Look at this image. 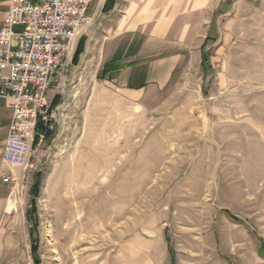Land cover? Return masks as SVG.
<instances>
[{
	"label": "rangeland",
	"instance_id": "rangeland-1",
	"mask_svg": "<svg viewBox=\"0 0 264 264\" xmlns=\"http://www.w3.org/2000/svg\"><path fill=\"white\" fill-rule=\"evenodd\" d=\"M226 3L205 54L138 96L88 39L99 8L51 86L52 136L38 133L13 189L21 213L37 198L35 237L0 264H264V0Z\"/></svg>",
	"mask_w": 264,
	"mask_h": 264
},
{
	"label": "crops",
	"instance_id": "crops-1",
	"mask_svg": "<svg viewBox=\"0 0 264 264\" xmlns=\"http://www.w3.org/2000/svg\"><path fill=\"white\" fill-rule=\"evenodd\" d=\"M226 1L94 0L87 12L95 8L93 17L87 16L78 35L96 20L102 8L107 16L102 32L96 35L94 31L88 39L98 37L102 42L101 61L115 85L138 96L149 89L166 88L178 65L193 50L205 54L206 45L222 34L224 16L232 9ZM9 5L10 0H0V27ZM12 114L7 101L0 98V255L11 247L15 252L16 238L24 236L25 231L30 236L27 210L21 213L12 198L14 186L25 168L2 159ZM6 177L12 179L3 180Z\"/></svg>",
	"mask_w": 264,
	"mask_h": 264
},
{
	"label": "built area",
	"instance_id": "built-area-1",
	"mask_svg": "<svg viewBox=\"0 0 264 264\" xmlns=\"http://www.w3.org/2000/svg\"><path fill=\"white\" fill-rule=\"evenodd\" d=\"M93 1L10 0L0 27V98L13 111L3 161L28 167L38 122L47 125L53 116L49 89L65 68Z\"/></svg>",
	"mask_w": 264,
	"mask_h": 264
},
{
	"label": "trees",
	"instance_id": "trees-1",
	"mask_svg": "<svg viewBox=\"0 0 264 264\" xmlns=\"http://www.w3.org/2000/svg\"><path fill=\"white\" fill-rule=\"evenodd\" d=\"M83 43H84V40L83 38L80 40L79 42V46H78V50H77V53L76 55L79 56V54L82 52V49H83ZM205 60V59H204ZM77 61V56H76V60ZM105 71V70H104ZM52 104V103H51ZM52 108V107H51ZM37 132H41V133H45V139L46 138H49L52 136V131L51 129L48 127V125H44V123H42L41 121L38 122V125H37ZM39 141V137L38 135H36L33 143L34 144H37ZM39 175L37 177V183H39ZM38 185V184H37ZM36 185V187H37ZM34 190H37V189H34ZM36 200L37 198L35 196L32 197V199L30 200V208L27 210L26 212V215H27V219L28 221L31 223V226H30V238L33 239L35 236V231L37 229V226H38V221L37 220V205H36ZM32 253L33 255L36 253L37 251V244H36V241L34 240V244L32 243Z\"/></svg>",
	"mask_w": 264,
	"mask_h": 264
},
{
	"label": "bare ground",
	"instance_id": "bare-ground-1",
	"mask_svg": "<svg viewBox=\"0 0 264 264\" xmlns=\"http://www.w3.org/2000/svg\"><path fill=\"white\" fill-rule=\"evenodd\" d=\"M92 174H93V173H92ZM88 176H89V175H88ZM82 184H83V183H82ZM80 187H82V186H80ZM78 188H79V187H78ZM79 190H80V189H79ZM82 191H83V190H82ZM82 191H81V192H82ZM57 195H58V194H57ZM74 200H75V199H74ZM59 216H60V215H59ZM59 216H58V217H59ZM59 219H60V217H59ZM60 223H61V220H59V224H60ZM60 225H61V224H60ZM60 225H59V226H60Z\"/></svg>",
	"mask_w": 264,
	"mask_h": 264
}]
</instances>
